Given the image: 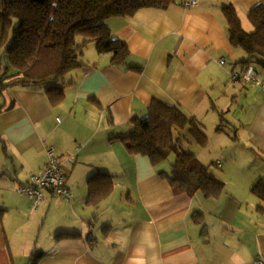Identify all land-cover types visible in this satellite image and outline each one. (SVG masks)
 Returning a JSON list of instances; mask_svg holds the SVG:
<instances>
[{
  "label": "crops",
  "instance_id": "obj_1",
  "mask_svg": "<svg viewBox=\"0 0 264 264\" xmlns=\"http://www.w3.org/2000/svg\"><path fill=\"white\" fill-rule=\"evenodd\" d=\"M186 1L108 19L128 56L114 64L110 55L92 52L94 62L72 73L61 104L53 105L43 89L17 86L4 92L0 264H34V259L36 264L264 260L261 202L257 209H244L245 201L236 207V195L229 191L218 199L175 192L165 175L174 159L171 165L155 166L148 157L130 153L122 140L132 131V120L147 117L159 101L178 106L196 121L207 136L205 145L187 130L177 132L190 135L201 156L183 134L178 135L181 144H188L200 163L222 169L225 180L237 166L225 152L236 144L264 162V89L250 82L261 73L253 66L264 67L254 59L248 62L249 55L242 58L240 47L231 42L225 14L232 6L248 31L249 13L264 0H199L192 7ZM209 142L216 151L207 154L203 149ZM51 146L73 196L69 200L48 190L37 204L17 188L47 166ZM240 172L235 178L243 182L239 195L251 194V187L264 181V174L245 180ZM93 181L112 186L97 206L89 204Z\"/></svg>",
  "mask_w": 264,
  "mask_h": 264
},
{
  "label": "trees",
  "instance_id": "obj_2",
  "mask_svg": "<svg viewBox=\"0 0 264 264\" xmlns=\"http://www.w3.org/2000/svg\"><path fill=\"white\" fill-rule=\"evenodd\" d=\"M176 2L0 0V95L17 86L31 87L43 89L53 105L61 104L67 77L88 66L82 56L90 42L96 44L99 54L110 55L114 64L123 63L128 56L125 43L108 28V19L131 17L149 8L165 10ZM225 14L232 44L249 55L248 62L255 60L264 67V3L248 15L251 31L244 29L232 6L225 8ZM131 124L132 131L122 139L130 153L148 157L155 166L174 156L171 173L163 174L175 192H200L213 199L223 195L225 182L176 137V131L187 130L202 146L207 142L196 121L178 106L155 101L147 117L134 118ZM111 190L109 184L91 182L89 204L97 206ZM251 192L264 209V181L256 183Z\"/></svg>",
  "mask_w": 264,
  "mask_h": 264
},
{
  "label": "rangeland",
  "instance_id": "obj_3",
  "mask_svg": "<svg viewBox=\"0 0 264 264\" xmlns=\"http://www.w3.org/2000/svg\"><path fill=\"white\" fill-rule=\"evenodd\" d=\"M246 26H247L248 31L249 30L250 31L253 30V29H251L252 27H251L249 21H247V25ZM239 51H240L241 55H243L242 58L243 59H245V58L247 59L248 54L243 49L239 48ZM92 52H98L97 49H96V44L94 42H90L84 48V54L82 56L83 62H85V63H88V62L89 63H93L94 62L93 61V57H92ZM253 67L261 72L259 75H256V73H255V75H256V77L259 80H262L264 78L263 77L264 69L261 68L260 66H257V65H254ZM72 78H74V74H70L67 77L66 81L70 82L72 80ZM254 87H258V86H254ZM258 88H260V87H258ZM0 102H1L0 104H2L3 95H0ZM175 135H176V137L178 135H182L183 138L187 137L189 139V141L192 142V148H194V151L197 152V154H199V155L201 154L202 151H201L200 147L197 146V145L195 146L196 143L193 141L191 136L188 135L186 132H177L176 131ZM243 140H245V134L244 133H243ZM214 146H215V144H212L211 142H209L207 148H205V150L203 149L204 153L208 154L210 152H215L216 148L214 149L213 148ZM248 146H250V145H248ZM186 148L191 149V147L188 144H186ZM225 153L227 154L228 157H231V156L233 157L234 156V159L236 160V165L237 166H235V165L233 166L232 165V167H231L234 170V173L231 174L230 176H228V179L225 180L223 178L224 175H223V170L222 169H219L216 165H211L212 166L211 167L212 170H214V172L218 176L222 177L223 180L225 181V183H226V189H225L226 194H227V191H229L230 194L234 193V195H236L235 200H234V203H235L236 207L238 206V202L239 201L244 200L245 203L242 206L244 209H257L258 204L260 205V201L252 194V192H251V194H247L246 196L239 195L238 189H241V183H243V182H241L239 180H236V179H237L238 175H241L240 171H244L245 175L243 177H244L245 180L252 178V176H254L255 174H256V176H258V175L260 177L263 176L262 174H264V162L261 159H258L257 156H255L253 154V152H251V150L249 148L248 149L244 148V146H240L239 144H236L233 148L227 149V151ZM204 158L206 159V157H204ZM173 159H174V156H173V158H170L168 161L166 160L162 165H165V164H166V166L168 164L171 165ZM245 183H246V181H245ZM253 186L251 188H253ZM225 192H224V194H225ZM254 202H256L257 204L254 203Z\"/></svg>",
  "mask_w": 264,
  "mask_h": 264
},
{
  "label": "built area",
  "instance_id": "obj_4",
  "mask_svg": "<svg viewBox=\"0 0 264 264\" xmlns=\"http://www.w3.org/2000/svg\"><path fill=\"white\" fill-rule=\"evenodd\" d=\"M198 1L187 0L184 5L192 7L197 5ZM221 64L224 65V61H221ZM236 78H238V75H236ZM250 82L264 89V81L262 82L254 77L251 78ZM47 155V166L40 172L33 174L26 183L20 184L17 188L18 193L34 200L37 204L44 200V193L48 190H51L57 196L70 200L73 195L67 185V175L53 146L47 149ZM256 264H264V260L257 261Z\"/></svg>",
  "mask_w": 264,
  "mask_h": 264
}]
</instances>
